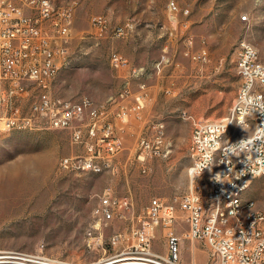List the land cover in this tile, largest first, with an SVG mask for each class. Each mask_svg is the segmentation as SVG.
Instances as JSON below:
<instances>
[{
	"label": "rangeland",
	"instance_id": "374dc122",
	"mask_svg": "<svg viewBox=\"0 0 264 264\" xmlns=\"http://www.w3.org/2000/svg\"><path fill=\"white\" fill-rule=\"evenodd\" d=\"M52 1L75 6L69 55L53 86L56 95L73 101L88 97L97 104L116 97L129 80L127 71H117L110 64L111 52L117 51L134 66H151V99L124 127L113 117L116 105L112 106L109 118L114 132L123 138L124 150L112 158L114 169L100 174L60 170L61 158L82 150L72 143L68 130L43 127L0 135V257H49L77 264L145 257L133 233L146 222L150 201L177 203L189 190L193 131L189 115L216 121L229 114L239 85L236 50L240 40L250 42L264 64V0ZM171 1L181 11L188 9L189 16L181 12L176 21L171 19ZM97 14L105 15L111 27L130 20L135 26L124 38L108 33L99 39L90 22ZM244 15L247 20L241 19ZM184 21H189L187 29L182 27ZM187 34L193 38V50L207 48V64L184 57ZM162 56L169 61L161 73H155L153 67ZM160 124L168 153L142 163L136 153L138 140L152 135ZM106 189L128 199L131 206L116 209L114 219L99 227L95 211ZM243 199L253 200L264 210V177L252 181ZM177 216L182 264H211L202 242L184 238L187 225L181 222L183 213L178 208ZM89 231L95 238L91 246ZM205 248L207 258L197 260L196 252ZM153 252H168L160 227L155 228ZM0 264L34 263L0 259Z\"/></svg>",
	"mask_w": 264,
	"mask_h": 264
},
{
	"label": "built area",
	"instance_id": "2783aa9c",
	"mask_svg": "<svg viewBox=\"0 0 264 264\" xmlns=\"http://www.w3.org/2000/svg\"><path fill=\"white\" fill-rule=\"evenodd\" d=\"M168 11L175 21L181 12L186 17L190 14L181 11L174 1L168 4ZM242 20H247V16H242ZM90 22L99 39L108 33L124 38L135 26V21L130 20L111 27L102 14L93 15ZM74 24L72 3L0 0V135L43 127L68 130L72 143L82 150L61 158L60 170L100 174L114 169L112 158L124 150L123 138L114 132L109 118L112 106L116 105L113 117L123 124L131 116L138 117L149 99L147 80L151 79V66H134L125 55L113 51L111 66L127 71L129 77L116 97L97 104L88 97L73 101L56 95L53 86L68 58ZM182 27L187 29L189 21H184ZM184 42V57L200 64L210 61L207 48L193 50L194 41L189 34ZM236 53L239 85L229 114L216 121L188 117L193 126L189 190L177 203L165 205L160 198H153L146 209V222L133 233L148 264H182L177 208L183 213L181 222L187 225L184 238L202 242L209 250L211 264H264V210L251 214L242 207L243 194L252 181L264 177V64L259 55L249 52L245 39L239 41ZM168 61L162 56L153 72L161 73ZM132 81H138L137 92L130 87ZM132 97L134 104H125ZM225 125H233L231 137H224ZM247 128L255 129L253 140L237 136V129ZM233 138H242V145H233ZM166 145L164 126L160 124L152 135L139 138L137 158L145 163L148 158L166 156ZM99 199L95 211L99 227L114 219L116 209L131 206L128 199H119L111 189H106ZM158 227L167 239L166 255L153 252ZM87 236L91 246L95 240L93 232ZM97 244H102V240ZM21 256L2 257L19 260ZM24 260L34 264H77L49 257Z\"/></svg>",
	"mask_w": 264,
	"mask_h": 264
},
{
	"label": "bare ground",
	"instance_id": "6f19581e",
	"mask_svg": "<svg viewBox=\"0 0 264 264\" xmlns=\"http://www.w3.org/2000/svg\"><path fill=\"white\" fill-rule=\"evenodd\" d=\"M49 2H51V4H55L52 0H49ZM183 12L190 13L188 9L184 10ZM247 48L249 52H251V54L258 55L257 49L248 41H247ZM20 130H23V129H20ZM5 132H10V131H5ZM232 135H233V125H225L224 137H231ZM237 136L245 137L246 140H253L255 137V129L254 128L237 129ZM233 145H242V138H233ZM59 164H60V161H59ZM242 207H247V211H250L251 214L260 213V208L257 207L256 203L253 200L243 199ZM6 258L7 257H0V259H6ZM19 260H23V258L20 257ZM101 264H148V263L145 262L144 257L131 256L128 258H122V259L113 260L108 263H101Z\"/></svg>",
	"mask_w": 264,
	"mask_h": 264
},
{
	"label": "crops",
	"instance_id": "0c3cea01",
	"mask_svg": "<svg viewBox=\"0 0 264 264\" xmlns=\"http://www.w3.org/2000/svg\"><path fill=\"white\" fill-rule=\"evenodd\" d=\"M151 79H148L147 80V85H148V93H149V99H151ZM127 82V81H126ZM130 87H131V89H132V91L133 92H137L138 91V81H134V82H131V84H130ZM122 90V89H121ZM148 99V100H149ZM128 100H131L132 102L131 103H128L129 105H132V104H134V98L132 97V98H129ZM127 100V101H128ZM147 102V101H146ZM125 104H126V101H125ZM127 104V105H128ZM126 124H124L123 125V127L125 126ZM207 249L205 248V249H203V251H197L196 252V258H197V260L198 259H200V260H205L206 258H207V255H208V253H207ZM195 264H199V263H195Z\"/></svg>",
	"mask_w": 264,
	"mask_h": 264
}]
</instances>
